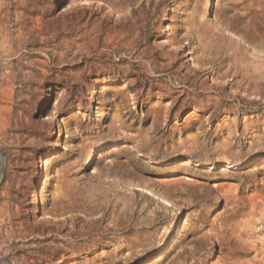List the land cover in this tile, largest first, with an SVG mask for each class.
Here are the masks:
<instances>
[{
  "label": "rangeland",
  "instance_id": "1",
  "mask_svg": "<svg viewBox=\"0 0 264 264\" xmlns=\"http://www.w3.org/2000/svg\"><path fill=\"white\" fill-rule=\"evenodd\" d=\"M0 264H264V0H0Z\"/></svg>",
  "mask_w": 264,
  "mask_h": 264
},
{
  "label": "water",
  "instance_id": "2",
  "mask_svg": "<svg viewBox=\"0 0 264 264\" xmlns=\"http://www.w3.org/2000/svg\"><path fill=\"white\" fill-rule=\"evenodd\" d=\"M0 157H2L1 153H0ZM2 160H3V157H2ZM3 261V262H7L4 258H0V262ZM8 263V262H7Z\"/></svg>",
  "mask_w": 264,
  "mask_h": 264
}]
</instances>
